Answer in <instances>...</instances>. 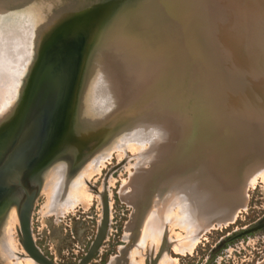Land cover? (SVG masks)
Masks as SVG:
<instances>
[{"label":"rangeland","instance_id":"1","mask_svg":"<svg viewBox=\"0 0 264 264\" xmlns=\"http://www.w3.org/2000/svg\"><path fill=\"white\" fill-rule=\"evenodd\" d=\"M195 1L199 2L200 8L206 9L208 16L212 11L211 8L215 9L216 7V9H219L217 10L218 14L216 13V9L213 10L216 13H214L216 15H214V21L217 19L205 27V32L203 31L200 39L190 38L187 35L190 29H188L184 20H189L188 18L182 21L178 19L174 22V25L171 23L173 19L170 16L172 10L170 0H167V4L163 8L164 11L160 9L159 11L155 6L152 7L153 0H0V9H3L0 12V31H5V27L14 29L16 27L18 29L19 25L23 26V21L21 20V13L23 11L26 13L29 12L30 17L33 18L39 27L49 28L53 24L54 26L62 24L67 27L73 26L74 28L85 27L87 30L85 48L78 66L75 89L73 95H71L68 110H66L67 112L63 118L62 129L60 132L58 131L59 134L56 136L52 146H49L50 148L46 153V158L53 152L64 156L69 154L71 158L67 164L69 168L75 161L71 153L80 145V151L86 145L92 146L91 148H93L92 150H87L85 154L83 153L84 155H93L97 150L96 156L104 153L105 156L102 157L103 159L100 161L97 170L90 173L86 179H82L81 177L78 179L76 177L71 178L73 185L76 186L78 184V188H76L77 192H73L69 196V199L74 201L75 204L59 216H55L50 211L57 209L58 206L57 201H52V198L60 179L54 182L46 181L47 183L43 181L46 178L43 176V173L46 168H49V164L53 165L52 162L50 163L49 161L48 165L43 168L41 167L42 169L38 167L40 169L37 172L39 184L37 185V194L31 210V232L37 248L55 264H77L88 251L102 219V204L99 199V192L103 188H106V195L109 202V224L99 249L88 264H148L149 260H152L157 255L163 243L167 245L168 242L174 241L177 246H189L186 238L193 233L194 226L190 225L191 212L187 210L188 203L184 202L185 197H181L178 202L173 200L163 207L162 217L164 226L162 231L163 238L160 243L157 244L155 240H151L149 230L145 228V220L147 214L155 210L152 207L155 193L159 189L162 191L165 190L173 181L178 179L179 174L175 173L177 170H182L186 167L185 169H190L189 171H185L188 173L185 174L187 180L196 179V181H200L203 185H211L207 178L200 175V165L202 161L208 165L210 160H212L211 144L220 145L234 137L230 135L232 132L230 127H227L228 124L219 127L213 139L211 134L213 135L215 131L207 130L206 126H198L199 128L196 129V126L193 125L192 129L190 128V121L188 120H190L191 111L194 110L198 98L201 99L202 104L203 101L204 103L206 101L208 104L207 96H211V104L215 106L214 103L220 102L219 94L227 93L226 97L228 100L224 106V113L227 117H230L229 110L232 100H234L233 97H235L234 94L240 95L239 92L244 91L243 93H245L253 91V95H256H254L256 101L251 100L252 110L249 113L242 111V108L247 109L248 106L240 99L238 106L241 109L237 110V108H234L231 120H240L239 124L242 122L244 126L253 127L255 132L260 130L264 134V131L261 129V127H264V77L262 76V82L251 76V70H246L251 63H256L258 60L259 47H264V1L223 0V3L221 0ZM225 6L226 10L224 9ZM219 7H222V10ZM180 8L185 16L188 17L182 5ZM203 12L205 13V11ZM164 14L168 15L166 16ZM234 18L238 21L234 20ZM244 20L245 22H243ZM237 24L239 25L237 26ZM174 26L182 30L184 38H179V40L181 39L182 44L187 48L188 44L193 46L198 45L196 42L200 43L202 51L195 50L196 56L199 57L198 62L195 59L196 57L192 59L190 55L180 50L179 47L176 49V52L179 51L177 55L169 49L171 44L172 46L176 44L175 33L173 31ZM248 33L252 38H249L250 35ZM116 34V41L113 45L120 50L124 59L126 58L125 49H129V46H123V51L119 44H132L133 51L137 54L143 66L151 62L152 64L150 63L149 66H151L153 71L155 70L151 76L153 79L151 78L149 82L145 83V87H143V91L141 92L142 94L138 96L139 91L136 92L137 89L135 90L136 95L133 97L135 100L134 104L138 105L132 117L171 116L174 119V135H177V139L174 141V151L166 156L163 165L166 160L169 161L175 157L178 149L180 151L178 152L179 155L177 158L182 161L183 159L185 160L183 162L181 160L177 162L179 160L175 157L174 160H177V163L172 164L169 168L164 169L162 166L154 170L148 180H145L146 182L143 183L141 193L131 191L133 185L127 186L131 192L129 196L131 204L121 199L119 190L123 182L128 180L129 171L130 173H135V168L138 166L143 169L144 165H140L141 162L139 163L137 161H139L138 159L141 156L140 153L146 152L147 147L152 143L150 142L148 144L147 142L146 145L142 146L143 148H139L137 145H122L121 149L117 148L111 153H106V150L101 147V144L104 140H108L114 135L113 130L110 129L103 132V124L100 125L101 128L99 126L89 128L91 123V94L89 88L91 71L90 69L86 70V59L88 54L91 53L92 43L101 40L104 41L109 36L111 37ZM146 45H149V47H146ZM139 48L141 49L139 50ZM235 48L237 49L235 50ZM138 52L140 53L139 55ZM203 53H205L207 60L202 57ZM34 59L35 55L32 57V60ZM227 60L230 61L228 62ZM236 63L240 70L233 69V72H231L232 69L230 70V68L235 66ZM218 65L220 66L219 69L217 68ZM31 66L32 64L27 69L28 71L21 81L22 84L20 85V83L16 82L15 90L7 100L9 102L8 105L6 104V107H3L6 110L4 112L3 108L0 110V151H3L7 146L13 119H16L15 121L17 122L25 92L28 88ZM243 66H246V69ZM221 68L230 71L234 77L230 72L227 73L226 70L222 74L220 72ZM210 69L213 70L211 71ZM185 71L186 73H184ZM216 71L217 74H215ZM72 75H74V70ZM236 75L240 79L235 77ZM253 79L256 81L254 82ZM122 81L126 82L124 77ZM191 84L192 86H190ZM149 85L150 87H148ZM187 86H190V88ZM216 88L217 91L215 90L214 94V89ZM252 88L256 90L254 91ZM147 91L148 94H146ZM218 91H220L219 94L217 93ZM259 91L263 93L261 96L258 94ZM204 94H206L205 97ZM216 96L218 97L217 99ZM120 97L122 98V103L127 104L128 97ZM207 104H203V106L206 105L205 108H207ZM121 105L117 109H121ZM218 105L220 103L216 106ZM213 106L212 108L216 107ZM239 113H245L246 116L244 115L245 118L243 120L240 118ZM181 122L185 126L182 134L179 128ZM169 129H172V127ZM233 131L235 133L234 129ZM210 138L212 139L211 144H198L203 141H209L211 140ZM248 139L247 144H239L238 146L230 174V178L233 179L231 181L233 186H226V181L218 178V181L224 185L225 189L228 187L226 189L227 191L238 192L237 194L235 193L237 197L234 196L227 202V209H229V206L232 204L235 203L238 205L243 202L242 189L244 181L250 174L253 175L251 178L252 181L250 180L251 183L249 182L248 184L247 196L244 200L245 208L238 213L235 222L227 227L218 228L215 226L213 230L202 233L199 236L197 245L189 253L178 255L169 250L168 259L164 262V259L162 260L160 257V262L158 263L258 264L264 261V168L258 169L260 164L264 163V135H259L258 137L252 134ZM163 140L161 139L160 142H163ZM180 144L182 146L179 148ZM62 145L65 148L61 149ZM59 148L60 151L58 150ZM193 158L194 160H192ZM126 159H129V162ZM83 160L86 161L88 159L85 158ZM160 162L158 161L157 163ZM185 163L187 164L184 165ZM145 165L147 166V164ZM255 170L258 173H254ZM16 189H13L11 192L12 194L15 191L10 197L11 200L15 198L19 191V188ZM217 211L214 210V214H219ZM227 214L221 213L215 216L224 217ZM10 219L11 216L9 218L7 216L2 228L3 237L7 240V248L3 249L0 247V264H36L26 255L21 247L20 234L16 230V225L18 224L19 226L18 215L16 220ZM212 261L213 263H211Z\"/></svg>","mask_w":264,"mask_h":264},{"label":"bare ground","instance_id":"2","mask_svg":"<svg viewBox=\"0 0 264 264\" xmlns=\"http://www.w3.org/2000/svg\"><path fill=\"white\" fill-rule=\"evenodd\" d=\"M221 1L223 3L225 0L224 1L221 0ZM232 1H234V0H232ZM166 2H167V0H153L152 7L155 6L158 8V10L160 9V10L164 11L163 8L167 4ZM243 2H245V1H243ZM216 3H217V1H216ZM170 4L172 7L170 16H171V19H173V21L171 23H173V25H174V22L176 20L179 19L180 21H182L183 19L188 18L189 20H184L188 29H190V31L188 30L189 33L188 34L186 33V34L188 36H190V38L192 37L195 39L201 38L203 31L205 32V27H207L209 25V23L210 24L213 23L214 15L216 13L218 14L217 10H219V9H216V7L214 6L217 12L215 13L213 11L215 9L211 8L212 11L210 10L211 12L208 16L206 9L200 8L199 2L195 1V0H170ZM214 4H215V2H214ZM232 4H234V3L232 2ZM181 5L183 6V9L186 10L188 17H186L185 14L181 11V8H180ZM236 5H234V6H236ZM252 5H254V4H252ZM223 6H224V4H223ZM219 8H221V10H222V7H219ZM225 8H226V6L224 7V9ZM249 9H250V7H249ZM221 10H220V12H221ZM2 11H3V9H0V12H2ZM203 11H205V13ZM251 12H253V11L251 10ZM21 15H22L21 20L23 21V26L19 25L18 26L19 30L16 29V27H15V29L10 28V27H8V28L5 27V31H3V30L0 31V35H1V37H0V107L2 106L0 108V110H2V108L6 104L8 105L9 102L7 100L12 95V92H14L16 82L20 83V85L22 84L21 81L23 80V77L26 75V73L28 71L27 69H29V66L32 64L31 70L29 73V81H28V85H29V82L32 78L31 77L32 71H33L34 66L36 64V61H37V55H38L39 49L42 48L40 46V44L45 43L46 40L48 41L50 39L49 38L50 36H51V38L52 37L54 38L55 35H58L61 31V28L58 29L57 27H53L54 24L49 28L39 27V25H37V23L33 20V18L30 17L29 12L26 13L25 11H23L21 13ZM164 15H166V14H164ZM189 17H191V18H189ZM221 18H223V17H221ZM227 18L229 19V17H227ZM236 18H238V17H236ZM236 18H234V20L238 21ZM216 19H215V21H216ZM218 19H220V18H218ZM143 20L145 21V19H143ZM243 22H245V20ZM221 23H222V21H221ZM246 23H244V24L246 25ZM169 24H170V22H169ZM167 25H168V23H167ZM238 25L239 24H237V26ZM75 29H77L76 33H74L76 37L72 41V44H73L74 49H75V51H74V57H75L74 72L75 73L73 75V81L75 83H73V86L71 88L72 90L70 91V93H71L70 97H67V99H66V104L64 107L65 110H68V106H69V103L71 100V95H73L75 85H76V81H77L76 80L77 79L76 73L78 72L77 66H78V62H79V59L77 58V53L79 51L78 48H84L85 42H86V37H87V30L85 27H76ZM221 29H223V28H221ZM16 30H18V31L16 32ZM173 31L175 33L176 44H174L173 46L171 44V47H169V49H171V51L175 55H177L179 51L176 52V49L179 47L180 50H183L185 53L190 55L192 57V59L196 57L195 59H197V62H198L199 57L196 56L195 50H201L202 51V49L200 48V43L196 42L198 45H193V46L191 44H188V48H187L185 45L182 44V41H181V39L184 38L182 30L176 26ZM242 32L244 33V31H242ZM12 35H14V36H12ZM244 35H246V34H244ZM116 36H117V34L112 35L111 37L109 36V38L105 39L104 41L101 40V41H98L96 43H92L93 44L91 47L92 50L90 49L91 53L88 54V57L86 59L87 60L86 70L90 69V71H91L90 72V79H89L90 80L89 88H90V94H91V96H90V102H91L90 122L91 123L89 125V128L96 127V126L100 127V125L103 124L104 125V128L102 129L103 132H105L106 130L108 131L110 129L113 130L114 135L112 137H110L108 140H104L101 144V147H103L104 150H106V153L107 152L111 153V152L115 151L117 148L121 149L122 145H124V146L137 145L140 148V147L146 145L147 142H148V144H150V142L152 143V144H150V146L147 147L148 149L146 150V152H144L142 154L140 153L141 156L138 159L139 161H137L139 163L141 162L140 165H142V166L144 165L143 169H141L140 166H138L135 168V173H130V171H129L128 180L123 182L121 189L119 190L120 193L118 192L123 201H125L128 204H131V200L129 197L131 192L128 190L129 187H127V186L133 185L131 188V191L141 193L143 183L148 180V178L151 176V174L154 170L159 169L162 166L164 169L169 168L172 164L180 162L181 159L179 160L177 158L179 155L178 152L180 151V149H178V151L175 154V157L179 161L176 160L177 161L176 162L174 160L175 157H173L169 161L166 160L164 162V165H163V161L165 160L166 156H168L169 153H172L174 151L173 145H174V141L177 139V135L176 136L174 135V132H175L174 127H173L175 124L174 119L171 116L155 115V116H141V117H137V118L132 117V114L134 113L135 108L137 109V105H138V104H134L135 100L133 97L136 95L137 91H139L138 96L140 94H142L141 92L143 91V87H145V83L149 82L151 80V78L153 79V77H151V76L155 70L153 71V69H151V66H149V64L151 62L149 64H145V66H143L139 57L133 51L132 44L131 45H129V43L119 44L123 51H124L123 46H129V49H125L126 58L124 59L122 54L120 53V50H118V48L113 45L114 42L116 41ZM179 38H181V39L179 40ZM249 38H252L251 35ZM43 40H44V42H42ZM252 43H253V41H252ZM135 45H136V43H135ZM147 46L149 47V45H146V47ZM256 46H258V45H256ZM139 47H141V46H139ZM141 48H139V50ZM236 49L237 48H235V50ZM150 50H148V51H150ZM258 50H259V58L256 61V63H251L247 69H246L247 65L243 66V67H245L244 69H246V70H251L250 72L252 73L251 74L252 77H255L257 80L262 81L263 77H264V47L261 46V47H259ZM136 52H137V50H136ZM221 53H219V54H221ZM139 54L140 53L138 52V55ZM152 54H154V53L152 52ZM33 55H35L34 60H32ZM146 56H148V55L146 54ZM202 57H204L207 60V58L205 57V53H203ZM154 59H155V57H154ZM241 59H243V58H241ZM155 60H157V59H155ZM235 60H237V59H235ZM227 61L229 62L230 60H227ZM227 61H226V63H228ZM218 63H219V61H218ZM229 65H231V64H229ZM257 65H259V66L257 67ZM175 66H176V64H175ZM225 67H226V65H225ZM228 67L230 68V66H228ZM217 68L219 69L220 66L218 65ZM222 69L223 68H221V70ZM226 69H227V67H226ZM226 69H223V71L220 70V72L225 73L224 70H226ZM231 69H232L231 72H233V69L240 70L237 63L235 64V66L231 67L230 70ZM210 70L212 71L213 69H210ZM175 72H176V70H175ZM226 72L228 73L230 71L226 70ZM231 72H230V74H231ZM236 72H239V71H236ZM184 73H186V71ZM215 74H217V71L215 72ZM127 75H129V76H127ZM231 75L233 76V74H231ZM123 77L125 78L126 82L122 81ZM235 77L240 79V77L238 75H236ZM242 77H243V75H242ZM193 79H194V76H193ZM183 80H185V79H183ZM79 81H81V80H79ZM245 81H246V79H245ZM255 81L256 80H254V82ZM152 82L155 83L154 81H152ZM196 84H198V83H196ZM152 85H154V84H152ZM190 86H192V84ZM190 86L189 87L187 86V87L190 88ZM249 86H250V82H249ZM148 87H150V85ZM212 88H213V86H212ZM253 88H252V90H254ZM135 90H136V92H135ZM148 90H149V88H148ZM193 90H194V87H193ZM210 90H212V89H210ZM215 90L217 91V88L214 89V94H215ZM243 92H241V93L239 92L240 95H238L237 93H236L237 95L234 94L235 97H233L234 100H232V104L230 105V110H229L230 117H227L224 113V106L228 100V98L226 97L227 93L219 94L220 91H218L217 93L220 95L219 96L220 97V102H219L220 105L216 106L219 103L215 104L213 102L216 107L213 106L211 104L212 103L211 96H207L208 98L207 97L206 98L208 99V101H207L208 104L206 103V101H205V103L203 101V104L208 105V107H207L208 109H207V108H205L206 105L203 106L201 99L198 98L197 102L195 104L194 110L191 111L192 114L190 115V120L187 119L188 121H190V128L191 129H192V126L195 125L196 129L199 128L198 126H200V127L206 126L207 130L215 131V133H213V135L211 134L212 139L214 138V136L217 132V129L219 127L226 126L228 124L227 127L229 126L231 129V132H232V134H230V135H233L234 137H233V139H229V141L226 140L227 142H223L220 145L211 144V142H212L211 138H210L211 140H209V141L207 140L206 142L203 141V142L198 143L199 145L207 143V144H211V146H212L211 147V153L213 155L212 156L213 158H211L212 160H210L208 165H207V163L206 164L203 163V161H202V164L200 165L201 166L200 175L204 178H207L211 185H207V186L203 185L200 181H198V180L196 181V179L187 180L185 178V174H188V173L185 171H189L190 169H185L186 168L185 167L184 168L185 170L179 169L175 172V173L179 174L178 179L173 181L168 188H166L163 191L161 189H159L155 193L154 203L152 204V207L155 210L150 211L147 214V217L145 220V228L147 230H149L151 240L152 239L155 240L157 244L161 242V239L163 238L162 237L163 236L162 231H163V226H164L163 217H162L163 207L165 205L169 204L170 202H172L173 200L175 202H178L181 199V197L182 198L185 197L184 202L188 203L187 210L189 212H191L190 225L194 226L193 233H191L186 238V242H189V246H185V247H184V245H183V247H181V245L177 246L174 241L168 242L167 245H165V243H163L160 246V248L163 247V251H162L160 257L162 258V260L164 259V262L168 259V251L169 250L175 254H178V255H183L185 253L191 252L192 248L197 245L198 240H199V236L202 233L209 232V231L213 230L215 228V226H217L218 228L219 227L222 228V227H227V226L233 224L235 222V218L238 215V213L245 208L244 200L246 199V196H247L248 184H249L253 175L250 174L247 177V179L244 181V185H243V189H242V196L244 198L243 202L238 204V205H236L234 203L231 206H229V209H227V207H228L227 202L230 201V199L233 198L234 196L237 197L236 194L238 192L227 191L226 189H228V187L225 189L224 185L218 181V178H219V179H222V181H224V180L226 181L225 182L226 186H233V183L231 182V181H233V179L230 178V176H231L230 174H231V170L233 168L232 166L234 165V161H235L236 153L238 151L239 144L240 145L247 144L248 140H249L248 138L252 134H253V136L256 135L258 137H259V135L260 136L264 135L260 130L255 132L253 127L244 126L242 122L239 124L240 120H236V119L231 120V116L233 115L234 108H237V110L241 109V107L238 106L240 99H241V101H243V103L245 105L248 106L247 109L242 108L241 110L246 111L248 113L250 110H252L251 109V105H252L251 100L256 101V97H254L255 94L253 95V93H252L253 91H251V92L248 91L245 93H243ZM146 94H148V91ZM258 94H260V96H261L263 93H260V91H259ZM205 95L206 94H204V97H205ZM120 96H124L126 98L128 97L127 104L122 103V98ZM239 96H241V97H239ZM260 96H258V97H260ZM25 97L26 96H24V98ZM129 98H131V99H129ZM217 98L218 97L216 96V99ZM136 102H138V101H136ZM140 102H142V101H140ZM121 103H122V105H121ZM72 105H73V102H72ZM120 105H121V109L120 108L117 109V107ZM134 105H135V107H134ZM241 105H242V103H241ZM212 106L215 108H212ZM110 108H112V109H110ZM4 110H6V108L5 109L3 108V112H4ZM239 115H240V118L242 120H243V118H245L244 117L245 113H239ZM229 118H230V120H229ZM15 120L16 119H13V122L10 126V137L12 135L11 131L14 129V126H15V122H16ZM181 123H180L179 128H180V131L182 134L185 126H183V122H181ZM245 123H247V122H245ZM186 126H189V125H186ZM170 127H172V129H169ZM58 129L59 128H57L56 132L59 131ZM233 129L235 130V133H233L234 132ZM258 129H259V127H258ZM261 129H262V131H264V127H261ZM252 131H254L255 133ZM57 133H55V136ZM163 138H164V140H163ZM215 138H217V137H215ZM161 139L163 140V142H160ZM9 141H11L10 138L8 139V143H9ZM53 142H54V139H52V143H51L50 147L52 146ZM80 146H77V149L71 153V156L74 157V159H75V161H74V163H72L71 167H69V168L67 167V164L71 159L70 155L68 153H66V154H68L67 156H64L62 154L53 152L50 156H48L45 159V161L43 159H41L35 168H33L31 171L27 172L26 176L23 180V186L26 188H33L34 187L36 189V194H37V185L39 184L38 179H37V177H38L37 172L40 170L39 168H41V167L43 168L46 165H48L49 161H50V163L52 162L53 165L49 164V168H46L44 173H43V176L46 177L43 181L54 182L57 179H60V182H59V184L55 190V193L53 195V198H52V201H57L58 206H57V209H54V210L51 209L52 211H50V212L54 213L55 216L61 215L65 210L71 208V206H73L75 204L74 201L69 199V196L72 195L73 192H75V193L77 192L76 188H78V184L76 185L77 187L75 185H73L71 178L76 177V179H78L79 177H81L82 179H84V178L86 179L90 173H93L95 170H97V168L99 167L100 161L103 159L102 157L105 156V153L102 155L96 156L95 154H96V152H98L97 150H96L95 154H93V155L92 154L91 155H84L87 150H92L93 148H91L92 146L86 145L80 151V148H81ZM153 146H154V149L152 150ZM181 146L182 145L180 144L179 148ZM50 147H48V149ZM62 148H65L64 145H62L61 149ZM84 149H86V150H84ZM107 149H109V150H107ZM58 150L60 151V148ZM0 152H2V150ZM204 152H205V150H204ZM198 155H196V156H198ZM207 157H208V155H207ZM85 158H87L88 160H86V161L83 160ZM192 160H194V158ZM83 161H85V162H83ZM127 161L129 162V159ZM158 161L159 162L161 161V162L157 163ZM183 161H185V160L183 159ZM188 161H190V160H188ZM206 162H207V160H206ZM145 164H147V166ZM186 164L187 163H185L184 165H186ZM75 168H78V169H75ZM260 168H264V163L260 164V167L258 169L260 170ZM258 169H256V170H258ZM256 170L254 171V173H258V171H256ZM255 175H257V174H255ZM13 189L15 190L16 188H11L5 195H3L0 198V247H2L3 249L7 248V246H6L7 240H5V238L3 237V232H2V228L4 226L5 220H6L7 216H8V218H9V216H11L10 220H16L17 215L19 214V206H20L22 199H23V196H24L23 189L19 188L17 195L15 196V198H13L11 200L10 197L15 192L14 191L11 194ZM16 190H18V189H16ZM133 196H134V194H133ZM104 197L107 200V205H108V209H109V202H108L107 195H106V188H103L99 192V199H100V202L102 204V208H103V198ZM9 202H10V204H9ZM214 210H218L217 213H219V214H214ZM221 213H224V214L228 213V214L224 215V217L223 216H221V217L215 216V215L218 216ZM18 222H19V216H18ZM16 230L20 234V227L18 226V224L16 225ZM21 247H22V245H21ZM160 257H159V259H160ZM158 262H160V261L158 260ZM158 262H157V264H160ZM262 263H264V261L260 262L258 264H262Z\"/></svg>","mask_w":264,"mask_h":264},{"label":"water","instance_id":"3","mask_svg":"<svg viewBox=\"0 0 264 264\" xmlns=\"http://www.w3.org/2000/svg\"><path fill=\"white\" fill-rule=\"evenodd\" d=\"M53 27H57L58 29L61 28V31L58 35H55L54 38L53 37L51 38L50 36L49 37L50 39L48 41L46 40L45 43L40 44L42 48L39 49L37 55V64H38V60L39 61L41 59L43 60L46 51H48L49 49L50 50L53 49L52 46L60 45L59 50H61L62 52V59L64 60V63H66L65 64L67 69L66 78L64 77L63 80L64 83H63L60 103L58 102V106H56L54 103L49 104L50 105L49 111L53 113V114L51 113L53 117L55 114L53 110L55 111V109H58L59 106L61 108L63 104L62 114L64 117L66 112V110L64 109V106L66 104V99L70 94L73 83H75L72 78L73 77L72 73L74 68L73 66L75 64V61L74 63L72 62L73 60L72 57H74V51H75L72 41L76 37L74 33H76L77 29H75L73 26L67 27L66 25H62V24ZM42 42H44V40ZM84 48H78L79 51L77 53V58L79 59V62H80V58L83 55ZM51 52L52 51L49 52V55ZM49 55H47V57ZM79 62H78V66H79ZM30 82L26 92L30 87ZM23 105L21 107V110L23 108ZM62 124L63 122H60L61 126ZM60 125L58 126V128L60 127ZM40 134L41 132L39 131V127L36 124V121L34 120L30 121L26 125L22 136L18 139V142L16 144H14V141H12L11 143L10 142L7 143L6 148H4L2 152H0V198L3 195H5L11 188L23 189L24 196L19 206V214H18L19 227H20V243L22 245V248L25 251V253L37 264H55L49 258L44 256L35 245L31 232V210L36 197V189L34 187L26 188L23 186V180L26 176V173L31 171L33 168H35L38 164L40 156L44 155L46 157V153L48 151V145L45 144L46 145L45 146L42 144L43 140H45V137H43V134L42 135ZM57 135L58 133L56 134V136ZM56 136L54 135L53 137L54 140ZM47 141L48 140L46 139V142ZM108 224H109V209L107 205V200L104 197L103 208H102V219L100 226L96 232L95 238L92 241L88 251L85 253L84 257L81 260H79L77 264H88L91 261L92 257L99 249L100 244L102 243L105 237ZM162 251H163V247L159 249L158 254L151 260L150 264H157Z\"/></svg>","mask_w":264,"mask_h":264},{"label":"flooded vegetation","instance_id":"4","mask_svg":"<svg viewBox=\"0 0 264 264\" xmlns=\"http://www.w3.org/2000/svg\"><path fill=\"white\" fill-rule=\"evenodd\" d=\"M59 46H52L53 49L46 51L43 60H38V64L36 61L37 65L35 64L32 71L30 87L25 94L26 97L24 98L23 108L19 112L17 122L15 123L10 137L11 141L9 142L14 141V144H16L18 139L22 136L26 125L34 120L39 127V131L41 132L40 135L43 134V137H45L42 144H46L49 147L55 133L58 132H56V130L60 122L64 121L62 114L63 104L61 108L60 106L58 107V109L60 108L59 112L58 109H55V111L53 110V112H55L53 117L51 115L52 112L49 111V104L54 103L58 106V102L60 103L64 83L63 80L64 77L66 78V63H64L62 59V52L59 50ZM50 51L52 52L49 55ZM47 55L49 56L47 57ZM74 58L75 57H72L73 63L75 61ZM73 67H75V64ZM60 127L59 129L61 130L62 126L60 125ZM46 139L48 140L47 142ZM41 159L45 160L46 157L41 155L39 161ZM149 262H151V260H149ZM211 263H213V261Z\"/></svg>","mask_w":264,"mask_h":264}]
</instances>
